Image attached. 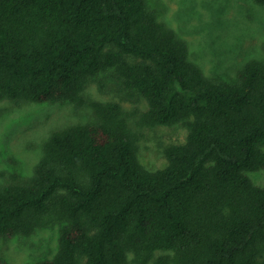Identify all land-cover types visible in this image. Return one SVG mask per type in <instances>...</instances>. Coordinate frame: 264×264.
I'll list each match as a JSON object with an SVG mask.
<instances>
[{
  "label": "trees",
  "instance_id": "16d2710c",
  "mask_svg": "<svg viewBox=\"0 0 264 264\" xmlns=\"http://www.w3.org/2000/svg\"><path fill=\"white\" fill-rule=\"evenodd\" d=\"M101 74L146 109L87 101ZM5 99L93 111L50 133L30 175L2 173L0 238L60 226L30 264H264V182L249 175L264 172V58L211 77L147 0H0ZM176 123L184 141L148 169L144 129Z\"/></svg>",
  "mask_w": 264,
  "mask_h": 264
},
{
  "label": "rangeland",
  "instance_id": "374dc122",
  "mask_svg": "<svg viewBox=\"0 0 264 264\" xmlns=\"http://www.w3.org/2000/svg\"><path fill=\"white\" fill-rule=\"evenodd\" d=\"M157 18L172 27L188 44L190 59L211 77L234 80L237 71L250 59L264 58V7L254 0H147ZM103 86L92 79L86 86L87 101H116L126 111L146 109L140 95L125 90L101 74ZM137 114L128 118L133 124ZM93 119L89 104L15 103L0 101V180L2 173L30 175L42 152V143L51 132ZM187 129L181 123L145 128L139 141V158L148 169L163 167V147L182 142ZM262 185V170L249 173ZM59 225L39 228L22 237L0 238V264H30L51 257L57 249Z\"/></svg>",
  "mask_w": 264,
  "mask_h": 264
}]
</instances>
